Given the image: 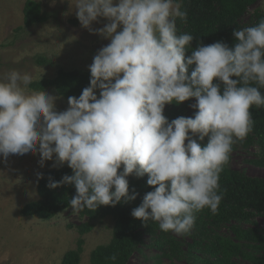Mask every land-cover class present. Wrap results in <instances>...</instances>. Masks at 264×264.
Here are the masks:
<instances>
[{"label":"clouds","instance_id":"obj_1","mask_svg":"<svg viewBox=\"0 0 264 264\" xmlns=\"http://www.w3.org/2000/svg\"><path fill=\"white\" fill-rule=\"evenodd\" d=\"M75 8L84 28L108 21L94 30L110 43L89 65V86L58 112L55 97L28 88L29 72L0 75V156L39 152L41 167L54 156L53 166L66 162L73 174L49 187L74 185L76 212L134 200L126 177L147 174L153 190L131 215L190 234L196 213L217 214L220 174L253 130L252 107L264 106V18L234 30V47L217 41L186 58L194 37L178 33L177 19L187 20L180 0H77ZM190 98L194 116L169 122L165 105Z\"/></svg>","mask_w":264,"mask_h":264},{"label":"rangeland","instance_id":"obj_2","mask_svg":"<svg viewBox=\"0 0 264 264\" xmlns=\"http://www.w3.org/2000/svg\"><path fill=\"white\" fill-rule=\"evenodd\" d=\"M26 1L0 0V75L13 69L29 72L33 83L53 80L59 71L90 73L89 65L93 57L110 43V39L96 34L94 30L102 28L108 21L101 17L89 28H84L75 14L77 0H33L41 4L48 20L24 28L22 11ZM256 8L264 11V0H257L237 21L239 30L251 26V14ZM45 92L55 97L56 111L67 109L68 99L61 97L54 88ZM96 94L99 97V90ZM195 103L193 99L181 103L179 109L184 110V117L196 110L191 107ZM170 110L171 107L166 104L163 112L166 118ZM248 140L235 143L225 168L244 177L264 179V168L253 163L259 155L257 142ZM39 161V152L10 154L7 158L0 156V264H61L64 254L76 249L79 239L82 240L79 264H90L91 252L110 242L114 220L105 217L90 221L81 211L71 208L51 219L24 217L21 209L37 200L38 174L57 170L66 163L53 166L55 156L53 160L45 161L43 167ZM85 223H91L92 229L80 235L78 227ZM231 224H195L190 234L182 236L168 232L166 235L178 247L177 251L167 252V256H162L161 250L154 245V235L144 234L143 244L127 264H203L204 260L212 258L203 251L205 243L208 245L217 237L232 239ZM239 225L245 229H264V218L257 216ZM244 251L256 257L264 256L261 252ZM232 261L250 264L240 257H234Z\"/></svg>","mask_w":264,"mask_h":264},{"label":"trees","instance_id":"obj_3","mask_svg":"<svg viewBox=\"0 0 264 264\" xmlns=\"http://www.w3.org/2000/svg\"><path fill=\"white\" fill-rule=\"evenodd\" d=\"M257 0H180L182 10L187 11V20L183 22L177 19V29L179 34H191L194 39L187 56L200 45H210L217 41L226 43L229 48L234 47L236 41L233 36L234 30H239L237 21L253 7ZM23 27L30 28L34 25L45 23L48 18L43 13L41 4L33 0H27L23 7ZM252 24L255 25L261 18H264V11L254 9L252 14ZM195 65L188 67V74L194 70ZM90 73L83 71H59L53 80H42L29 85L31 90H44L54 88L63 98L70 96L79 97L82 90L89 86ZM216 82V81H214ZM221 84V90H222ZM260 91L264 94V88ZM195 100V98H190ZM188 101V100H187ZM186 102V101H184ZM183 103V102H181ZM181 103L168 104L171 110L168 113V121L184 116ZM196 111V110H195ZM195 111L188 117H193ZM254 125L252 132L247 139L255 140L259 148V155L253 163L264 168V106L259 108L253 106L251 109ZM248 140V142H249ZM201 145L207 143L199 141ZM123 166L118 172H122ZM42 178L36 179L37 200L27 203L22 209L24 217H38L40 219H51L55 215L71 208L70 201L76 195V190L72 184H63L59 187L51 188V182H58L64 175H72V170L65 163L61 168L40 173ZM129 182V195L133 190L136 198L128 202H121L115 206L101 205L96 209L81 211L90 221H96L105 217L114 220L112 237L107 245L95 248L90 254V264H127L130 257L143 244L144 234L155 236L154 245L161 250L162 256H167V252L177 251L178 244L171 240L166 233L159 229L155 221L147 224L131 215L133 209L138 207L144 195L152 191L146 181L147 174L137 178L135 175L126 177ZM220 186L224 192L223 199L219 205L217 214H212L207 208L196 213L195 224L210 223L221 225L232 222L230 233L232 239L215 238L214 242L205 243L203 251L211 256L203 264H237L232 261L234 257H240L250 262V264H264V256L256 257L246 253L249 249L261 252L264 255V229H245L239 223L249 222L252 218L261 216L264 218V179L244 177L226 168L220 174ZM91 223H85L78 227L80 235L90 232ZM82 240L79 239L74 250L67 251L61 264H79L82 251ZM168 249V250H165ZM113 253L117 254L115 262L107 259Z\"/></svg>","mask_w":264,"mask_h":264}]
</instances>
